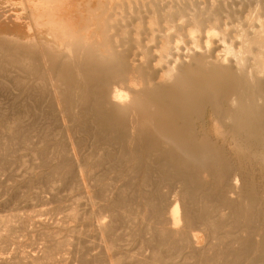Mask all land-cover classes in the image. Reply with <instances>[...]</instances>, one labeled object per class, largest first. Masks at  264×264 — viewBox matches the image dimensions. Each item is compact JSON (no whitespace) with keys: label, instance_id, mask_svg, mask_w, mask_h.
<instances>
[{"label":"bare ground","instance_id":"1","mask_svg":"<svg viewBox=\"0 0 264 264\" xmlns=\"http://www.w3.org/2000/svg\"><path fill=\"white\" fill-rule=\"evenodd\" d=\"M0 176V264H264V0H0Z\"/></svg>","mask_w":264,"mask_h":264},{"label":"rangeland","instance_id":"2","mask_svg":"<svg viewBox=\"0 0 264 264\" xmlns=\"http://www.w3.org/2000/svg\"><path fill=\"white\" fill-rule=\"evenodd\" d=\"M0 179L4 182V183H6L5 185H10V183H8L7 182V180L4 178V177H1L0 176ZM12 184V183H11ZM51 199V200H50ZM67 199V198H66ZM66 199H63L62 200V202H60L59 204H58V201H56V200H53L52 198H50V197H46V198H43V199H37V200H35V201H33L32 203H30V205H33V206H29V205H27V204H22V205H19V206H17V207H15V208H13L12 206H8V207H3V205H2V203L4 202V200H5V197H1V199H0V217H4V216H7V214H12V213H14L15 212V210H16V213H20V214H37L38 213V211H39V213H40V215H39V218L40 219H44V217H46V219L47 218H57V219H63V218H66V216H68L69 215V213H70V211H68V210H71V207H69V206H73L74 205V203H76L77 201H76V199H72V198H68L67 199V201H66ZM44 200H47V201H44ZM70 200V201H69ZM72 200V201H71ZM36 201H38V202H36ZM43 201V202H42ZM36 202V203H35ZM47 202V203H46ZM54 202V204H52ZM72 202H74L73 203V205H72ZM39 203V205H37ZM41 203V204H40ZM57 203V204H56ZM48 204V205H47ZM26 205V206H25ZM33 210V209H35V210H30V208ZM52 206V207H51ZM56 208H54V207ZM9 207H10V209H9ZM22 207H24V208H22ZM26 207H27V210H26ZM34 207V208H33ZM13 208V210H14V212H12L11 211V209ZM17 208V209H16ZM19 208H21V209H19ZM61 208V209H60ZM65 208H67V209H65ZM70 208V209H69ZM9 209V210H8ZM19 209V210H18ZM28 209H29V211H31V212H29L28 211ZM52 209H54L55 211L58 209L59 211L57 212V214H55V212L52 210ZM81 209H82V212H84V210H86V208H85V206H82L81 207ZM17 210H18V212H17ZM51 210H52V212H51ZM64 210V211H63ZM10 213H9V212ZM20 211V212H19ZM22 211H24V212H22ZM25 211H26V213H25ZM27 211H28V213H27ZM44 212L43 214L45 215H43L42 217H41V215H42V213L41 212ZM12 212V213H11ZM37 212V213H36ZM50 212V213H49ZM38 213V214H39ZM61 217V218H60Z\"/></svg>","mask_w":264,"mask_h":264}]
</instances>
